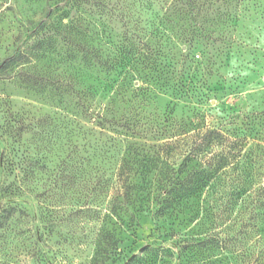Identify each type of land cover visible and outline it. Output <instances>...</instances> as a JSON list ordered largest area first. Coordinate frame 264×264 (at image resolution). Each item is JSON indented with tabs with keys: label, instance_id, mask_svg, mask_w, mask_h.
I'll list each match as a JSON object with an SVG mask.
<instances>
[{
	"label": "rangeland",
	"instance_id": "374dc122",
	"mask_svg": "<svg viewBox=\"0 0 264 264\" xmlns=\"http://www.w3.org/2000/svg\"><path fill=\"white\" fill-rule=\"evenodd\" d=\"M221 163L264 185V0H0V264L263 262Z\"/></svg>",
	"mask_w": 264,
	"mask_h": 264
},
{
	"label": "trees",
	"instance_id": "16d2710c",
	"mask_svg": "<svg viewBox=\"0 0 264 264\" xmlns=\"http://www.w3.org/2000/svg\"><path fill=\"white\" fill-rule=\"evenodd\" d=\"M220 138L225 140L227 144L231 147V149H235L238 143L240 142V139H231L223 137L222 135H220ZM226 167L227 163H221L213 169L212 174H209V176L212 175V177H214L215 179L212 185L210 186V191L218 195L217 197H215L214 201H218V204L221 206L223 204L224 208H226V211L229 212H233L235 208L239 205L241 213L249 214L250 216L255 218V220L258 219L260 222L257 221L256 226L262 228V230L264 231V185L262 179L263 176L258 173L255 167L253 166L245 168L239 173L238 165H231L229 166V168L225 169ZM195 175L199 177L198 180L191 185L188 182L184 185V187L182 186L184 192L189 191L191 189H194L195 192H202L206 188L207 184L206 181H204L207 176L206 171L200 170L195 173ZM225 175H230L231 177L239 176L240 182L237 184H230V189L226 191H221L222 184L220 182V178ZM207 179H209V177L206 178V180ZM4 211L2 213H4ZM9 218L10 215H0V221H6ZM2 227L3 225L0 223V228ZM187 247L188 244H185L183 248L186 249ZM148 248L149 246L142 247L140 253L130 257L125 264H167L166 261L172 256L170 249L164 246L156 247L154 249ZM121 254L122 250H120L119 248H101L95 251V255L91 260V263L107 264L106 262L110 260L111 257L120 256ZM246 264H264V261L257 263L251 262Z\"/></svg>",
	"mask_w": 264,
	"mask_h": 264
}]
</instances>
